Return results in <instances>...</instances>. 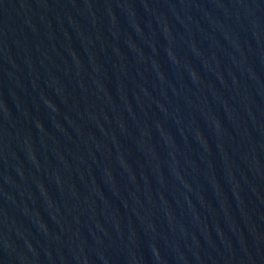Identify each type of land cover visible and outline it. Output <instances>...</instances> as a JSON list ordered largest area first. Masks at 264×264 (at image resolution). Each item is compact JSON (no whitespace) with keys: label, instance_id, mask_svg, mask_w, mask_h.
<instances>
[{"label":"water","instance_id":"95a60500","mask_svg":"<svg viewBox=\"0 0 264 264\" xmlns=\"http://www.w3.org/2000/svg\"><path fill=\"white\" fill-rule=\"evenodd\" d=\"M0 264H264V0H0Z\"/></svg>","mask_w":264,"mask_h":264}]
</instances>
